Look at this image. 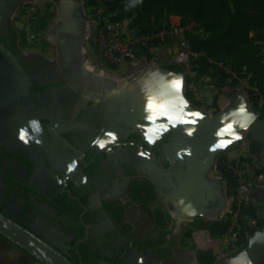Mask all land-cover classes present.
Masks as SVG:
<instances>
[{"label":"crops","instance_id":"0c3cea01","mask_svg":"<svg viewBox=\"0 0 264 264\" xmlns=\"http://www.w3.org/2000/svg\"><path fill=\"white\" fill-rule=\"evenodd\" d=\"M95 1L0 0V41L18 51L13 54L22 67L0 56V148L24 154L33 164L31 176L24 177L36 191L31 228L59 248L75 236L48 221L56 214L51 204L55 191L70 177L88 194L91 244L107 258L99 264H264V229L243 245L238 244L239 230L214 237L198 228L191 238H182L195 219L231 218L237 225L235 196L219 167L223 158L229 162L231 148L238 151L234 160L254 157L264 168L262 152L252 156L239 144L258 118L247 92L237 84H215L213 76L188 83V76H196V63L187 70L185 57L200 53L191 47L180 53L179 44L170 41L151 45L149 58L109 63L97 49ZM47 11L54 16L38 29L37 14ZM127 21H122L121 39L131 42L135 36ZM169 22L181 27L182 18L173 15ZM165 64L181 65L183 71ZM34 84L44 88L34 93ZM188 89L199 104L188 98ZM131 134L150 145L161 141L158 155L127 141ZM102 151L107 153L92 174L82 171L90 163L87 157ZM17 168L26 174L25 167ZM135 177L155 187L146 207L131 195ZM257 184L244 205H256L264 218V185ZM105 204L119 205L118 220Z\"/></svg>","mask_w":264,"mask_h":264},{"label":"trees","instance_id":"16d2710c","mask_svg":"<svg viewBox=\"0 0 264 264\" xmlns=\"http://www.w3.org/2000/svg\"><path fill=\"white\" fill-rule=\"evenodd\" d=\"M95 2L97 3V1ZM102 2L108 7L106 14H109L111 20L123 21L130 19L132 26L138 27V35L158 33L164 28L171 29L169 19L173 15L182 18V25H192L191 28L188 27V30H186V35L189 38L191 50L200 54L198 59L195 60L194 70L196 76L194 78L188 76V83L193 79L198 81L205 76H217L221 81L220 84L225 83L231 74L226 72L222 65L224 64L229 65L232 71L237 73L238 79L249 78V83L257 87L261 93H264V58L258 54L259 46L256 43L258 40H264V0H102ZM53 16L54 13L49 11L44 14L39 12L35 20L37 28L42 29L45 27L48 20L52 19ZM196 29H203L206 36H198L195 33ZM251 32H253V35H251ZM165 42L158 37L149 40L152 46H159ZM10 50L18 55L16 49L11 48ZM141 55L151 57V53L146 50ZM0 56L6 58L1 51ZM165 68L175 72L183 71V67L177 64H165ZM238 79H235L233 84H236ZM43 88V86L34 84L32 92L36 93ZM186 95L194 100L196 104H199L191 90L188 89ZM251 97L254 107L261 110V117L264 118V105H259L260 97ZM216 102L217 97H215L214 104ZM163 140H165V137L162 138ZM127 141L139 143L146 151L156 155H158V145L161 143L159 141L154 145H150L137 134H131ZM106 153V151H102L93 159L94 154L88 156L87 160L90 163L83 166L82 171L91 175L97 162ZM7 155L15 158L17 166L26 168L25 178L31 176L33 164L26 155L15 156L10 152ZM251 159V157H241L239 161L243 164L247 161L251 162ZM219 167L224 169L221 164H219ZM263 174L264 168L256 167V176ZM224 175L228 178L230 193L235 195L238 186L237 179L233 177L231 172L226 170H224ZM0 178L3 181V202L0 205V211L34 231L30 223L33 222L35 217L36 207L32 195L36 194V191L31 186H27L24 181L18 180L11 170L3 171L0 168ZM59 187L60 189L55 191L56 195L51 202L56 214L49 217L48 221L56 222L63 230L75 233V236L66 242L68 245L67 250L56 247L75 264H99L101 261L107 260L91 244L88 228L91 223L88 219V194L83 192L84 186L77 187L70 177H66ZM154 189V185L145 178L135 177L132 180L131 195L134 200H139L143 207L148 206L147 201L153 198ZM144 191L146 192L145 196L142 194ZM12 200H20L21 209L17 217L12 216L7 211ZM105 207L114 219L118 220L115 212L120 210L119 205L105 204ZM233 211L239 212L237 225H234L231 218L213 222L195 219L191 222V227L185 230L182 238L184 240L191 238L193 230L198 228L210 230L214 237H222L229 231L239 230L238 244L243 245L250 234L259 229H264V218L260 217L256 205L245 206L243 203L238 204L235 201ZM0 237L11 242L1 234ZM186 245H189V243ZM27 255L32 260L38 261L30 254L27 253ZM110 262L111 264H123L119 261Z\"/></svg>","mask_w":264,"mask_h":264},{"label":"built area","instance_id":"2783aa9c","mask_svg":"<svg viewBox=\"0 0 264 264\" xmlns=\"http://www.w3.org/2000/svg\"><path fill=\"white\" fill-rule=\"evenodd\" d=\"M105 5L97 7L96 18L99 26L96 44L99 54L109 63L118 65L128 60H136L142 46H146L147 48L151 46L149 40L153 37H158L161 38V40L166 41L167 35L175 37V35L182 33L183 36L178 37V41L183 48L190 49L186 30L182 29L180 26H172L171 29L164 28L158 33L143 35L131 42L122 40L121 28L124 24L122 21L111 20V18L108 17L109 14H106L108 7ZM259 42L264 44V40H260ZM195 55L197 56V54H194V56ZM222 65L224 66L226 72L231 74V76L228 77V80L234 81L235 78H238V75L232 71L229 65ZM253 89L255 91L254 94L257 95L259 89L256 87ZM221 165L224 168L222 169L223 173L224 170L229 171L232 173L233 177L237 179L238 186L237 192L234 195L235 201L238 204H244L247 201L248 195L252 191L251 180L254 178L253 174L250 173L249 165L247 162L242 164L239 160H236L235 163H233L224 159H222Z\"/></svg>","mask_w":264,"mask_h":264},{"label":"rangeland","instance_id":"374dc122","mask_svg":"<svg viewBox=\"0 0 264 264\" xmlns=\"http://www.w3.org/2000/svg\"><path fill=\"white\" fill-rule=\"evenodd\" d=\"M100 2H98L97 4H95V6L97 5L98 7H100L101 5H105L104 3H102V0H99ZM102 3V4H101ZM106 6V5H105ZM96 10V12H97V9H95ZM90 11V13H91V10H89ZM89 11H88V16H89V19L91 20V22H92V18H91V14L89 13ZM108 17H110V16H108ZM130 20V19H129ZM125 25H126V23H125ZM124 26V25H123ZM127 27L128 28H130V30H131V32H132V34L135 36L134 37V40L136 39V38H140V37H142L143 35H138V32H139V29H138V27H134V26H132V24H131V20L130 21H127ZM188 27L189 28H191L192 27V25H189V26H184V25H181V28L182 29H184V30H188ZM123 28V27H122ZM121 28V29H122ZM195 32H197V35L198 36H200V37H203V36H205L206 34L203 32V29H196L195 30ZM251 35H253V32H251ZM183 36V34L182 33H180V34H178V35H175V37L176 38H172L170 35H167L166 36V41H170L171 43H173L174 45H176V43H177V45L179 44V46H177L179 49H180V53L182 52V53H188V51H186L185 49H188V48H183L182 47V45L180 44V42L178 41V37H182ZM173 39V40H172ZM189 39V38H188ZM125 41V40H124ZM1 42V41H0ZM2 43V42H1ZM256 43L258 44V46H259V51H258V54L259 55H261L263 58H264V44L263 43H260L259 42V40L258 41H256ZM4 46H5V48H7L8 50H10V45H9V42H7V41H5V44L4 43H2ZM172 44V45H173ZM144 50H146V51H148V52H150L149 51V49L146 47V46H142V48L140 49V51H139V53H138V56H137V59H141V58H146V57H148V56H143V55H141L143 52H144ZM174 51V50H173ZM198 53V52H197ZM199 54V53H198ZM187 60H185V64H186V69L187 70H191L192 68H193V66L195 65V62H194V60H196V59H198V55L196 56L195 55V57L194 56H189V57H185ZM194 60H193V59ZM126 62H132V60H128V61H126ZM159 62L160 63H162V59H159ZM135 68V67H134ZM137 68V67H136ZM236 75H237V73H236ZM217 77V76H216ZM217 80H215L214 79V81H215V84H218V85H229V86H233V85H238L237 87H238V89L241 91V92H247V98L249 99V101H250V103H252V105H253V100L251 99L252 97L251 96H257V95H255L254 94V87L255 86H253L252 84H250L249 83V85H251L252 86V89H248V82H249V78H240V79H238V78H235V79H238V82L236 83V84H233L234 83V81H230V80H228L227 79V81L225 82V83H223V84H220V79H219V77H217L216 78ZM257 88V87H256ZM214 97V96H213ZM259 97H260V99H259V105H261V104H263L264 103V95H263V93H261L260 92V94H259ZM226 98H227V94L226 93H223L222 94V101H224V100H226ZM213 100H214V98L212 99V101H211V104H210V106H212V103H213ZM237 154H238V151L237 150H235V148H231L228 152H227V156H228V158H229V162H233V160H234V158L237 156ZM18 166L16 165V160H15V158H13V157H10V156H8L7 155V153L6 152H4L1 148H0V168L3 170V171H8V170H11L14 174H15V176H16V178L18 179V180H20V181H24V173H22L21 171H20V169L21 168H17ZM257 182H258V184L260 185V186H263L264 185V177H261L260 179H259V181L257 180V178H253L252 180H251V183H252V188L254 187V185L255 184H257ZM257 184V185H258ZM252 192V191H251ZM251 194V193H250ZM250 194L248 195V197H247V202H248V198H249V196H250ZM35 198V197H34ZM20 209H21V206H20V200H12L11 201V204H10V206H9V208L7 209V211L12 215V216H14V217H17V215H18V212L20 211ZM37 228V229H39V230H41V231H43L44 232V229L42 230V229H40V227L39 226H34V224H33V228ZM63 240V239H62ZM61 244V248L62 249H64V250H67L68 249V245L66 244V242H65V244H64V242H62V243H60ZM31 261H33L32 260V258L29 256V255H27V253L25 252V251H23L19 246H17L16 244H14V243H11V242H8V241H6V240H4V239H2L1 237H0V264H28V263H30Z\"/></svg>","mask_w":264,"mask_h":264},{"label":"water","instance_id":"95a60500","mask_svg":"<svg viewBox=\"0 0 264 264\" xmlns=\"http://www.w3.org/2000/svg\"><path fill=\"white\" fill-rule=\"evenodd\" d=\"M0 51L18 68L22 70L18 58L0 42ZM252 139L264 144V119L256 118L249 128ZM264 155V151L262 152ZM263 160L260 165L264 167ZM0 234L12 243L35 257L41 264H75L66 254L48 242L36 232L26 228L16 220L0 211Z\"/></svg>","mask_w":264,"mask_h":264},{"label":"flooded vegetation","instance_id":"af4514ba","mask_svg":"<svg viewBox=\"0 0 264 264\" xmlns=\"http://www.w3.org/2000/svg\"><path fill=\"white\" fill-rule=\"evenodd\" d=\"M261 91L258 92L257 96H259ZM264 95V93H263ZM263 104H261V106H263ZM253 109L258 112V118L260 119H264L261 117V110H257L254 105H252ZM242 136H244V138L241 139V142H239V144H243L245 145V148L243 150V152H249L250 155L254 156V155H258L259 152H263L264 151V144L258 142V141H255L252 139V137L250 135H247L246 133H243L241 134ZM258 160L255 161L254 160V157H252L251 159V162H247V164L249 165L250 167V170L253 172V176L254 178H256V167H258ZM262 168V167H261ZM264 176V174H263Z\"/></svg>","mask_w":264,"mask_h":264},{"label":"snow or ice","instance_id":"6c2138e0","mask_svg":"<svg viewBox=\"0 0 264 264\" xmlns=\"http://www.w3.org/2000/svg\"><path fill=\"white\" fill-rule=\"evenodd\" d=\"M176 84H177V86H179V81H177ZM242 111H243V109H242ZM101 146H103V142H101Z\"/></svg>","mask_w":264,"mask_h":264},{"label":"clouds","instance_id":"9594fccd","mask_svg":"<svg viewBox=\"0 0 264 264\" xmlns=\"http://www.w3.org/2000/svg\"><path fill=\"white\" fill-rule=\"evenodd\" d=\"M249 264H251V262L249 261Z\"/></svg>","mask_w":264,"mask_h":264}]
</instances>
